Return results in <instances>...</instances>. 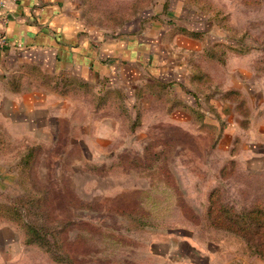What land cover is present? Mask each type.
Masks as SVG:
<instances>
[{
  "label": "rangeland",
  "instance_id": "374dc122",
  "mask_svg": "<svg viewBox=\"0 0 264 264\" xmlns=\"http://www.w3.org/2000/svg\"><path fill=\"white\" fill-rule=\"evenodd\" d=\"M76 1L98 31L130 35L159 12L165 25L125 58L121 90L72 86L81 145L47 110L41 143L0 137V264H211L210 248L264 260L232 229L249 219L231 223L264 208V0ZM150 74L163 85L134 91Z\"/></svg>",
  "mask_w": 264,
  "mask_h": 264
},
{
  "label": "crops",
  "instance_id": "0c3cea01",
  "mask_svg": "<svg viewBox=\"0 0 264 264\" xmlns=\"http://www.w3.org/2000/svg\"><path fill=\"white\" fill-rule=\"evenodd\" d=\"M0 4V12L7 16L5 24L0 21V32L5 33L7 40L0 49V134L15 137L10 128L19 127L22 129L19 133L21 137L34 136L31 139L40 143L42 139L37 136L48 135L43 128H52L49 122L39 121L44 110L56 117L58 129L61 119L72 121L69 134L77 140L73 144L79 143L77 137L81 133L75 129H81L82 125L76 121L72 99H84L85 95L76 94L77 90L72 86L79 85L86 90L91 87L121 90L128 77L123 64L129 63V59L125 58L130 57L133 63L139 62L134 59L143 58L148 52L144 50H150L157 33L156 27L165 25L159 12L158 17H152L154 23L148 26L145 23L150 21L142 22L141 19L139 29L130 35L102 32L83 19L76 0H0ZM166 23L169 27L173 25L171 21ZM169 27H164L163 32ZM151 56L154 65L155 55ZM33 68L53 77L56 88H51L40 74L38 77H28V71ZM154 77L157 76L150 74L148 77L142 76L143 79L138 76L134 91L141 82L144 88L155 82L163 85ZM136 97L138 95L134 99ZM88 111L90 115L91 111ZM86 135L90 136L88 133ZM96 135L103 136L104 132L98 131ZM210 249L207 259L211 264H231L226 258L221 257L220 261L214 248ZM4 257V248L0 246V259ZM250 264H264V260L254 257Z\"/></svg>",
  "mask_w": 264,
  "mask_h": 264
},
{
  "label": "trees",
  "instance_id": "16d2710c",
  "mask_svg": "<svg viewBox=\"0 0 264 264\" xmlns=\"http://www.w3.org/2000/svg\"><path fill=\"white\" fill-rule=\"evenodd\" d=\"M1 136L4 135L0 134V137ZM7 143L9 144V141H7ZM1 145L3 144L2 143L0 144V148H3ZM11 150L12 149L10 147V151ZM233 216L234 219L232 217L231 223L235 225L238 223L236 221V218L241 219L243 217L244 218L247 217L249 219V221L247 222L244 220L242 224L238 223V225H236L237 229L236 228L235 229L232 228V229L235 230L234 232L239 233L241 236H243V238L246 239L247 242L246 244L251 248L253 247L256 253L263 256L264 255V208L262 207L261 203L255 204L254 206L248 208L246 207L242 208L240 211H237L236 213L234 212ZM256 238L259 239V241H256L255 240Z\"/></svg>",
  "mask_w": 264,
  "mask_h": 264
},
{
  "label": "built area",
  "instance_id": "2783aa9c",
  "mask_svg": "<svg viewBox=\"0 0 264 264\" xmlns=\"http://www.w3.org/2000/svg\"><path fill=\"white\" fill-rule=\"evenodd\" d=\"M6 19L7 16L4 14V12H0V21L2 22V24H5ZM6 41L7 40L5 33L0 32V49L6 45Z\"/></svg>",
  "mask_w": 264,
  "mask_h": 264
}]
</instances>
